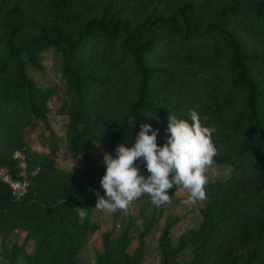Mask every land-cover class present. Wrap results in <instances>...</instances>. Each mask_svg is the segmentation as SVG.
Instances as JSON below:
<instances>
[{"label": "trees", "instance_id": "1", "mask_svg": "<svg viewBox=\"0 0 264 264\" xmlns=\"http://www.w3.org/2000/svg\"><path fill=\"white\" fill-rule=\"evenodd\" d=\"M49 49L60 56L65 83L57 113L67 119L69 151L82 161L68 170L56 163L54 139L49 154L27 140L40 123L53 135L54 88L39 87L28 72L43 68ZM190 109L215 127L213 162L231 171L208 180L201 222L177 244L180 220L167 218L160 264H264V0H0V168L18 176L16 154L23 155L30 181L19 200L0 181V240L26 233L25 244L5 250L8 264H81L98 230L90 189L105 194L106 168L90 150L102 143L115 158L141 123L158 129L163 146L168 114L190 121ZM137 166L149 175L143 158ZM76 207L87 208L85 219ZM158 223L156 215L144 219L134 253L132 216L119 237L105 232L97 263L143 264ZM184 251L188 260L180 259Z\"/></svg>", "mask_w": 264, "mask_h": 264}, {"label": "clouds", "instance_id": "2", "mask_svg": "<svg viewBox=\"0 0 264 264\" xmlns=\"http://www.w3.org/2000/svg\"><path fill=\"white\" fill-rule=\"evenodd\" d=\"M188 119L168 114L167 142L158 146V129L154 130L148 123H141L140 131L134 142L126 141L115 148V158L105 154L102 164L106 172L101 178L102 196L98 190L95 209L109 213L127 210L129 205L144 194L151 197V202L160 206L170 203L168 190L182 186L188 193L185 204H193L206 198L205 186L208 178L205 175L218 150L213 142L214 126L201 123L195 109H190ZM128 123L135 124V118ZM151 133V134H149ZM143 158L149 175L146 177L137 166ZM87 208L76 207L81 218L87 217Z\"/></svg>", "mask_w": 264, "mask_h": 264}, {"label": "rangeland", "instance_id": "3", "mask_svg": "<svg viewBox=\"0 0 264 264\" xmlns=\"http://www.w3.org/2000/svg\"><path fill=\"white\" fill-rule=\"evenodd\" d=\"M43 68L33 69L28 68V72L37 82L39 87L43 89L54 88L53 97L50 100V126L52 134L48 131L44 124H38L37 128H32L27 131V140L34 150L49 154L54 139L58 147L57 165L61 169H72L80 166L82 163L80 158L75 157L68 149L67 138L65 135L66 118L58 115L57 110L61 102L66 98L65 83L61 72L60 56L55 50L49 49L42 54ZM106 151L102 143H97L90 150V154L96 163L102 164V160ZM231 169L228 167H220L214 162L206 169L205 175L208 180H224L230 174ZM170 203H165L156 206L151 202V197L144 194L133 201L128 209L117 210L109 213L106 210H97L94 208L92 212V220L98 225V230L90 234L88 242L81 252L79 259L81 264H98L97 253L103 250L102 235L105 232H113L115 238L119 237L129 222V217L134 220L133 242L129 248L130 253H134L138 246L139 233L144 227V219L150 218L153 215L158 217L159 223L154 227L153 231L147 236V253L143 264H160V253L158 250V241L163 232L167 218L175 216L179 218V222L175 225L172 233V241L174 244L179 242L181 235L191 228H197L201 222V210L207 204V198L202 201H197L193 204H185L188 193L184 188L169 195ZM85 219V218H83ZM26 233L15 231L7 241L0 240V264H8L5 258V250H12L15 244H25ZM35 249V243H26V250L32 253ZM190 253L184 251L180 253L181 260H188Z\"/></svg>", "mask_w": 264, "mask_h": 264}, {"label": "built area", "instance_id": "4", "mask_svg": "<svg viewBox=\"0 0 264 264\" xmlns=\"http://www.w3.org/2000/svg\"><path fill=\"white\" fill-rule=\"evenodd\" d=\"M16 158L21 161L18 176L14 177L11 171L7 168H0V181L8 185L13 197L19 200L27 194L30 181L29 175L27 174L25 157L23 155L16 154Z\"/></svg>", "mask_w": 264, "mask_h": 264}]
</instances>
